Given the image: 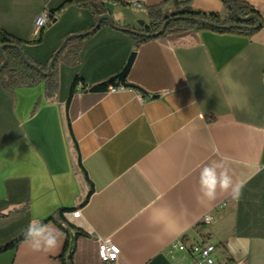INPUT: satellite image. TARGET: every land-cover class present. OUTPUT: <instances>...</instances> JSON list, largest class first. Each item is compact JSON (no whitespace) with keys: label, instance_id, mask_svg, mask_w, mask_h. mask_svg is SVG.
Masks as SVG:
<instances>
[{"label":"crops","instance_id":"crops-1","mask_svg":"<svg viewBox=\"0 0 264 264\" xmlns=\"http://www.w3.org/2000/svg\"><path fill=\"white\" fill-rule=\"evenodd\" d=\"M163 1L171 12L182 0L102 4L118 27L139 30L148 7ZM244 1L262 18L251 35L200 29L135 47L130 34L104 23L82 41L77 64L60 62L53 96L43 81L0 85V246L64 209L45 223L60 235L57 250L36 252L23 240L0 252V264H62L66 235L74 264H109L99 260L96 238L119 248L117 264H195L187 251H168L178 239L214 244V264H264V0ZM190 5L223 11L221 0ZM43 11L49 20L34 36ZM95 23L76 0H0V32L22 40L39 64L65 35ZM131 52L133 86L71 92L75 76L89 87L108 81ZM225 158L241 196L201 201L200 169ZM158 209L170 210L169 227L153 221ZM207 213L213 220L197 233Z\"/></svg>","mask_w":264,"mask_h":264},{"label":"trees","instance_id":"trees-1","mask_svg":"<svg viewBox=\"0 0 264 264\" xmlns=\"http://www.w3.org/2000/svg\"><path fill=\"white\" fill-rule=\"evenodd\" d=\"M80 4L88 7L96 17V23L88 29L69 33L59 43L58 47L50 55L45 64H39L30 59L23 51L22 40L8 34L1 33L0 40V85L8 90L19 86H31L37 82L45 83L46 94L51 97L58 87V67L60 62L67 65H75L79 62V50L82 41L94 33L102 24L108 23L112 27L119 28L130 34L133 44L138 47L141 43L151 39L161 38L171 33H182L191 30L209 29L216 32H229L244 35H251L262 27V18L253 6L244 0H221L223 11H203L191 7V0H182L179 7L171 12H164L163 1L157 5L148 7V24L141 29H131L118 27L110 18L98 20L101 15L108 14V11L102 4V1L96 0H76ZM65 2L55 11L65 6ZM168 22L163 28L161 34H157L163 23ZM4 62V65L1 64ZM82 81L79 76H75L71 85V92L76 89L77 82ZM117 79L111 77L108 81L98 83L92 86H83L84 91H103L110 84L117 83ZM85 89V88H84ZM91 192V191H90ZM86 199L89 197V194ZM64 209L58 210L55 214L40 221L43 224L49 221L58 222ZM204 224L199 223L195 228L197 233H201ZM63 230L64 227H60ZM25 240V232L14 239L0 246V252L16 247L21 241ZM62 264L73 263V247L69 246V239L66 235L64 248L58 256ZM228 264V263H226Z\"/></svg>","mask_w":264,"mask_h":264},{"label":"clouds","instance_id":"clouds-1","mask_svg":"<svg viewBox=\"0 0 264 264\" xmlns=\"http://www.w3.org/2000/svg\"><path fill=\"white\" fill-rule=\"evenodd\" d=\"M242 188V182L234 180L230 174L226 158L212 160L199 171L198 199L201 201H215L221 193L229 194L233 199H239ZM170 220L168 209H158L153 214V221L163 224L166 228L169 227ZM25 242L36 252H54L62 244L59 233L39 220H33L28 224L25 230Z\"/></svg>","mask_w":264,"mask_h":264},{"label":"built area","instance_id":"built-area-1","mask_svg":"<svg viewBox=\"0 0 264 264\" xmlns=\"http://www.w3.org/2000/svg\"><path fill=\"white\" fill-rule=\"evenodd\" d=\"M49 16L50 15L48 11H43L36 17L33 27L34 36H38L40 34L42 28L48 22ZM76 89L79 91L87 90L81 81L77 82ZM124 90H126V87L122 84H117L115 86L109 85L107 87L108 92H118ZM221 206H223V203ZM80 212V209L76 208L71 212V216L79 217ZM212 220L213 215L211 213H207L200 219V223L207 225L210 224ZM96 243L99 260L103 263L117 264L119 248L115 244L105 239L96 238ZM173 250L187 251L192 256L195 264H214L216 261V246L207 241L199 240L187 243L182 239H178L170 243L168 247V251L170 253H172Z\"/></svg>","mask_w":264,"mask_h":264},{"label":"water","instance_id":"water-1","mask_svg":"<svg viewBox=\"0 0 264 264\" xmlns=\"http://www.w3.org/2000/svg\"><path fill=\"white\" fill-rule=\"evenodd\" d=\"M108 18H110V15L104 14V15H101L98 20L108 19ZM167 22H168V19L163 23V25L161 26V28L159 29L157 34H161L163 32V28ZM134 56H135V52H131V54L129 55L127 62L124 65V67L122 68V70L118 74L113 76L114 78H116L119 81L120 84H122L125 87L126 86H133V85L126 82V76H127L128 71H129V68L132 64ZM3 65H4V62L1 64V66H3Z\"/></svg>","mask_w":264,"mask_h":264},{"label":"rangeland","instance_id":"rangeland-1","mask_svg":"<svg viewBox=\"0 0 264 264\" xmlns=\"http://www.w3.org/2000/svg\"><path fill=\"white\" fill-rule=\"evenodd\" d=\"M142 21H139V24L141 23ZM147 24V23H146Z\"/></svg>","mask_w":264,"mask_h":264}]
</instances>
